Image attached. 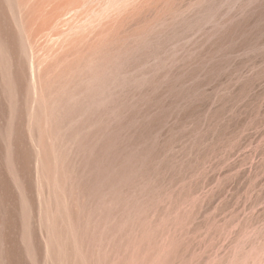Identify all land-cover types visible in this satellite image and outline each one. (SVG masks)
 Segmentation results:
<instances>
[{
    "label": "rangeland",
    "instance_id": "rangeland-1",
    "mask_svg": "<svg viewBox=\"0 0 264 264\" xmlns=\"http://www.w3.org/2000/svg\"><path fill=\"white\" fill-rule=\"evenodd\" d=\"M0 264H264V0H0Z\"/></svg>",
    "mask_w": 264,
    "mask_h": 264
}]
</instances>
